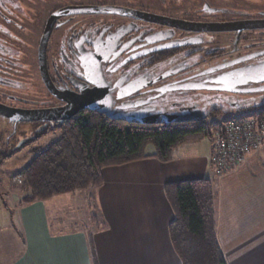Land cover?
<instances>
[{"label":"flooded vegetation","instance_id":"1","mask_svg":"<svg viewBox=\"0 0 264 264\" xmlns=\"http://www.w3.org/2000/svg\"><path fill=\"white\" fill-rule=\"evenodd\" d=\"M102 7H116L120 11L98 12ZM135 12L238 27L246 25L245 22H263L264 0H0V102L23 109L63 106L67 102L54 95L49 86L77 96L83 93L81 89L97 88L101 76L109 85L112 107L126 105V109L116 111H128L136 107L132 105L137 101H144L138 107L152 108L159 113L160 120L166 121L168 115L190 112L165 110L169 106L167 96L173 91L157 96L155 87L185 78L210 84L218 72L195 75L214 63L196 70L200 63L221 57L217 64L264 50V45L260 46L264 43L263 27L240 32L237 29L197 32L145 20ZM48 26L43 73L39 47ZM165 36L168 38L156 40ZM212 39L218 45L226 39L231 46L228 50L222 46H203ZM169 41L187 44L146 52ZM262 61L264 54L240 65ZM170 72L175 73L130 92L134 86L131 83L137 78H143L140 81L143 83ZM126 92V96L118 98V94ZM159 104L163 110L158 109ZM94 114L99 113L80 109L71 118ZM8 122L14 128L9 136L14 134L18 138L15 147L31 145L35 150L36 134L62 121ZM19 124H29L30 134H16Z\"/></svg>","mask_w":264,"mask_h":264},{"label":"crops","instance_id":"2","mask_svg":"<svg viewBox=\"0 0 264 264\" xmlns=\"http://www.w3.org/2000/svg\"><path fill=\"white\" fill-rule=\"evenodd\" d=\"M193 148L177 147L168 162L150 157L103 167L102 184L89 195L95 214L87 222L96 216L99 226L104 223L99 229H59L60 220L51 222L47 212V202L59 195L17 203L20 228L5 226L0 264H181L169 236L174 213L164 185L203 177L213 184L216 235L226 264H264V139L224 175L209 164L212 142ZM10 247L12 255L3 256Z\"/></svg>","mask_w":264,"mask_h":264},{"label":"trees","instance_id":"3","mask_svg":"<svg viewBox=\"0 0 264 264\" xmlns=\"http://www.w3.org/2000/svg\"><path fill=\"white\" fill-rule=\"evenodd\" d=\"M250 108L254 109L255 117L264 118V102ZM223 113L221 108H212L205 115L198 113L199 117L194 120L156 124L115 120L101 114L59 122V138L43 150L35 147L34 156L20 171L18 182L22 197L18 204L99 187L103 167L150 157L168 162L177 147L189 141L211 139L213 131L233 118L222 117ZM46 129L39 131L35 140ZM148 146L153 149L147 150ZM18 150L0 152V166ZM164 193L174 213L168 227L169 236L181 264H226L216 235L212 181L203 177L168 182ZM91 221L97 229L104 224L99 226L96 216Z\"/></svg>","mask_w":264,"mask_h":264},{"label":"water","instance_id":"4","mask_svg":"<svg viewBox=\"0 0 264 264\" xmlns=\"http://www.w3.org/2000/svg\"><path fill=\"white\" fill-rule=\"evenodd\" d=\"M97 10L98 12H119L120 8L102 7ZM135 15L145 20L160 22L163 24H167L171 27H176L184 30H192L197 32L226 31L233 29H237L238 32H240L241 29H246V28H256V27L264 28V20L262 23L253 24V21H251V22H245L244 24L246 25L244 26L230 27L228 23L186 22L183 20L158 16L155 14L138 13V12H135ZM49 31H50V27L48 26L45 29L46 35L41 40V44L39 47L40 63L43 73H44L43 68L45 66L44 53H45V46L47 41V34ZM166 38L168 37L167 36L158 37L156 40L166 39ZM186 44L187 42L185 41H169L161 46H157L153 49L147 50L146 52L159 50V49H168ZM263 54H264V50L246 55H241L234 59H230L227 61L214 64L195 75V76L197 75L201 76L207 73L218 72L215 76H213L210 79L211 81L210 84H205L203 82H193L185 78L182 81L165 83L161 86L155 87L154 90L157 92V96L167 91H175V90L193 91L200 89H208V90L227 91L231 93H250V92L264 91V61L258 63H249V64L240 65L244 62H248L251 59ZM174 73L175 72L165 73L158 78L143 83H140V81L143 78H137L135 81L131 83L134 86L130 90V92L132 93L143 87L150 86L155 82H158L162 79L172 76ZM43 77L46 81V77L45 76ZM96 84L98 85L97 88L90 90L81 89L83 91L81 95L69 96L54 90L47 83L51 92L54 95L67 102L65 105L59 107H53V108L23 109V108L8 106L0 102V117H4L8 119V121L13 122L14 124H17L18 122H28V121L56 122V121L68 120L74 115H76L80 109L88 108L91 111H95L110 119H115V120H125L127 122H136L140 124H156L162 121L159 119V113L153 112L152 108L138 107V105H141L144 101H137L135 105L134 104L132 105L136 107H133L128 111H116V109H120V110L126 109L125 107L126 105L125 104L119 105L113 108L110 91H109V85H107L104 82L101 76H100V81L97 82ZM249 84H254V85H249ZM127 93L128 92H126L125 94H118V98H122L126 96ZM198 117L199 114H193V113L171 114L167 116L166 121L182 122V121L194 120L197 119Z\"/></svg>","mask_w":264,"mask_h":264},{"label":"rangeland","instance_id":"5","mask_svg":"<svg viewBox=\"0 0 264 264\" xmlns=\"http://www.w3.org/2000/svg\"><path fill=\"white\" fill-rule=\"evenodd\" d=\"M212 40V42L210 41L211 43L208 42L203 46H207V48L222 46L223 50H228L231 46L230 42L226 39H223L220 45H218V42H215L214 39ZM263 45L264 43L260 44V46ZM226 57H229V55L225 56V58ZM219 59L222 58L216 57L213 58L212 61H204V63H200L201 65H199L196 70L209 64H215ZM166 101L169 106L164 109L171 113L190 112L193 114L199 113L205 115L212 108H221L224 110L222 117L233 116V118L227 120L242 119L255 115L254 109L250 107L264 102V91L231 93L208 89L183 92L175 90L169 93ZM161 107L162 106L159 104L158 109L163 110ZM58 124L59 123H54L47 128L45 134L36 139L33 145H35L37 149L43 150L57 140L61 133ZM13 131L14 128L10 125L8 120L4 117H0V152H8L11 147L12 149L16 148L17 136L14 134L9 136ZM20 132L30 134L31 126L29 124H19L17 126L16 134H20ZM8 137H10L9 141ZM196 142L197 141H189L186 145H188L190 149L193 147L197 148L198 145L199 147L206 149L211 144V139L203 138L198 140L197 145L195 144ZM31 147V145L20 146L19 150L11 158L7 159L6 163L0 166V243H4L3 237L6 232L4 229L8 228L5 226L13 222L18 224V227L20 228L19 223L21 222L19 221V207H17V203L22 197V191L19 188L18 174L23 166L26 165L35 154V150H32ZM151 149H153V147L148 146L147 150ZM91 191H94V188L88 187L83 190L75 191L78 193L77 196L72 193H65L57 196V198H53V200H49L47 202V212L51 222L53 221V223H56V220L59 219L58 228L62 230L69 228H83L85 225L89 228H93L94 223H87L88 218L95 214L93 205L94 199L89 196ZM91 208L92 214L90 213ZM8 249H10L8 252H5L3 249L1 254L10 257L14 252V247Z\"/></svg>","mask_w":264,"mask_h":264},{"label":"built area","instance_id":"6","mask_svg":"<svg viewBox=\"0 0 264 264\" xmlns=\"http://www.w3.org/2000/svg\"><path fill=\"white\" fill-rule=\"evenodd\" d=\"M263 139L264 118L251 116L227 120L212 133L209 164L218 175H224L244 163Z\"/></svg>","mask_w":264,"mask_h":264}]
</instances>
